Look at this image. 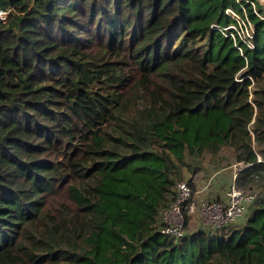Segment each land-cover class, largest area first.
I'll use <instances>...</instances> for the list:
<instances>
[{
    "label": "trees",
    "instance_id": "trees-1",
    "mask_svg": "<svg viewBox=\"0 0 264 264\" xmlns=\"http://www.w3.org/2000/svg\"><path fill=\"white\" fill-rule=\"evenodd\" d=\"M226 11L251 23L252 50ZM263 14L258 0H0V264H264ZM220 155L245 165L238 188L262 185L253 216L187 230L189 179L183 237L160 234L177 182Z\"/></svg>",
    "mask_w": 264,
    "mask_h": 264
},
{
    "label": "built area",
    "instance_id": "built-area-1",
    "mask_svg": "<svg viewBox=\"0 0 264 264\" xmlns=\"http://www.w3.org/2000/svg\"><path fill=\"white\" fill-rule=\"evenodd\" d=\"M262 6L264 8V1ZM226 13H229L238 25L237 37L241 41L242 46L248 48L249 50H252L254 48V28L251 23L246 20L242 21V19H240L232 12L226 11ZM240 21L245 26V33L242 32L243 29L241 27ZM217 29L223 33V31L225 32L228 30H235V26L231 25L223 28V30L219 27H217ZM230 36L234 42V45L237 46V49L242 55L243 47L237 44V40L234 34L230 33ZM238 76L240 75L237 74L235 80L237 82H241L242 77L241 79H237ZM243 169L244 168H240L238 172ZM237 173L234 174L232 182L226 189L224 200L215 201L209 200L208 197H203L196 205L192 204L194 207V211H196L199 216V222L203 224L202 226L212 229H220L224 226L234 225L240 219H242L249 205L254 202L256 198L254 192L244 191L237 187L235 183ZM190 197L191 190L188 183L186 181L177 182L175 186V195L173 201H171V203L165 210L160 212V234L172 237L177 240L183 237V228L185 225L183 211L185 208V204L188 202Z\"/></svg>",
    "mask_w": 264,
    "mask_h": 264
},
{
    "label": "rangeland",
    "instance_id": "rangeland-1",
    "mask_svg": "<svg viewBox=\"0 0 264 264\" xmlns=\"http://www.w3.org/2000/svg\"><path fill=\"white\" fill-rule=\"evenodd\" d=\"M263 1L264 0H258L260 5H263ZM1 15H4V17H5V14H3V13ZM240 24H241V27L243 29L242 32L245 33L244 24H242L241 21H240ZM237 79H241V75L238 76ZM262 83H264V81ZM215 159L217 161L219 159V162H221L222 165H221V163L218 162V164L215 165V166H218V168H215L212 165V163H208L209 160H210V157H208L206 159L205 163L201 164L199 166V168H196L193 173H186L185 172L183 181H187V180L191 179V180H193V182L197 181L198 183H201V182H205L206 183L212 176H215L214 175L215 173L220 172L221 179H222L220 181V183H223L224 181H226L227 182V186H228L231 183V181H232V173H234L235 171H236L235 173H237L240 168H244L245 167V165L243 166L242 164L233 163L232 159H229V158H228L227 162H224L225 157L223 155L217 156V157H215ZM212 182H213V180H212ZM194 185L196 186V184H194ZM219 186H220V184L218 183L217 187H219ZM252 188H253L252 192H254L256 197H257L259 195V193H260V189L262 188V185H260V184L253 185ZM218 189H220V188H218ZM223 192L226 193V190L223 191ZM209 200H211V198H209ZM254 203L255 202H253L252 204L249 205L245 215L242 217V218H244L243 219L244 221L240 224V226H242L244 224V222H246L248 219H250L253 216V212H254V209H255ZM193 204L194 205L197 204V202L195 200V197H194ZM189 215H190V219H189V223L187 225V230L188 229H192L194 227V225H197V224L203 225L201 222H199V218H198L199 216H198L197 212L194 211L193 205H191V207L189 209ZM207 228L208 227H205V229H207Z\"/></svg>",
    "mask_w": 264,
    "mask_h": 264
},
{
    "label": "crops",
    "instance_id": "crops-1",
    "mask_svg": "<svg viewBox=\"0 0 264 264\" xmlns=\"http://www.w3.org/2000/svg\"><path fill=\"white\" fill-rule=\"evenodd\" d=\"M235 172L232 173V180H233V176H234ZM214 175L215 176H212L206 183L205 182L198 183L197 181L196 182L194 181L196 184L195 200L197 203L203 197H209V198H211V200H215V201H221V200L225 199V193L223 191H225L229 185L227 186L226 181H224L223 183H220V181L222 180L220 172H217ZM212 180H213V182H212ZM218 183L220 184L219 187H217ZM218 188H220V189H218ZM243 219L244 218L240 219L234 225H236V224L240 225L244 221ZM199 229L204 230L205 227L197 224V225H194V227L192 228V230H199Z\"/></svg>",
    "mask_w": 264,
    "mask_h": 264
},
{
    "label": "water",
    "instance_id": "water-1",
    "mask_svg": "<svg viewBox=\"0 0 264 264\" xmlns=\"http://www.w3.org/2000/svg\"><path fill=\"white\" fill-rule=\"evenodd\" d=\"M5 17H6V15H5Z\"/></svg>",
    "mask_w": 264,
    "mask_h": 264
}]
</instances>
